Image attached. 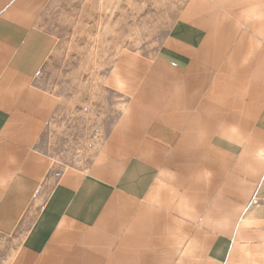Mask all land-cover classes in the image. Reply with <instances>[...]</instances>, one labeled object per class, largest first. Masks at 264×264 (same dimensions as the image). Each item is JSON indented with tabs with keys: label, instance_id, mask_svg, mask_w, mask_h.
<instances>
[{
	"label": "crops",
	"instance_id": "0c3cea01",
	"mask_svg": "<svg viewBox=\"0 0 264 264\" xmlns=\"http://www.w3.org/2000/svg\"><path fill=\"white\" fill-rule=\"evenodd\" d=\"M54 1L0 0V264H264V0H184L113 121L38 80Z\"/></svg>",
	"mask_w": 264,
	"mask_h": 264
},
{
	"label": "rangeland",
	"instance_id": "374dc122",
	"mask_svg": "<svg viewBox=\"0 0 264 264\" xmlns=\"http://www.w3.org/2000/svg\"><path fill=\"white\" fill-rule=\"evenodd\" d=\"M183 3L55 0L44 26L55 35L56 46L47 67L38 75L39 82L82 105L100 102L102 113L113 121L122 102L104 88L111 63L125 50L154 55Z\"/></svg>",
	"mask_w": 264,
	"mask_h": 264
}]
</instances>
